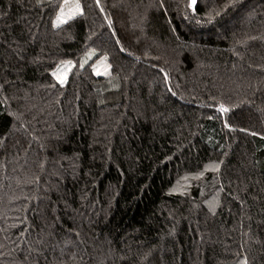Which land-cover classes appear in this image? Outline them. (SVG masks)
Here are the masks:
<instances>
[{
  "label": "trees",
  "instance_id": "16d2710c",
  "mask_svg": "<svg viewBox=\"0 0 264 264\" xmlns=\"http://www.w3.org/2000/svg\"><path fill=\"white\" fill-rule=\"evenodd\" d=\"M62 1L0 0V264H264V0Z\"/></svg>",
  "mask_w": 264,
  "mask_h": 264
},
{
  "label": "rangeland",
  "instance_id": "374dc122",
  "mask_svg": "<svg viewBox=\"0 0 264 264\" xmlns=\"http://www.w3.org/2000/svg\"><path fill=\"white\" fill-rule=\"evenodd\" d=\"M191 3L193 4V0H191ZM77 4H79V9L76 8ZM80 13H81V5L78 0H67V3H65V0H63L57 11L54 24L55 25L63 24L70 18L77 16ZM58 17L60 18L59 20H58ZM94 55H95L94 50L88 51L81 58L79 64L86 65L88 63H91L92 71L96 76H102V77L110 76L111 68L107 60V57L101 56L94 60L95 58ZM73 66H74V63L72 62H66L58 66L56 70L53 72L54 77L60 83L65 82L67 80L69 71L72 69ZM113 83L114 81H112V84ZM137 83H141V81L138 80ZM217 170H218V166L216 164H210L205 168L204 172L202 173L185 175L176 182L174 187L170 190V193L185 194L189 192L190 187L194 185L195 182L199 180L201 181L207 172H216ZM219 200L220 198H219L218 193H216L211 198H209L206 204L211 212H215L217 210L218 205H219ZM237 264H241V263H237Z\"/></svg>",
  "mask_w": 264,
  "mask_h": 264
},
{
  "label": "snow or ice",
  "instance_id": "6c2138e0",
  "mask_svg": "<svg viewBox=\"0 0 264 264\" xmlns=\"http://www.w3.org/2000/svg\"><path fill=\"white\" fill-rule=\"evenodd\" d=\"M65 3H67V0H65ZM195 3V0H193V4ZM76 8L77 9H79V4H77L76 5ZM60 18L58 17V20H59ZM223 111H227V109H223Z\"/></svg>",
  "mask_w": 264,
  "mask_h": 264
}]
</instances>
